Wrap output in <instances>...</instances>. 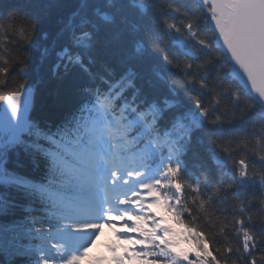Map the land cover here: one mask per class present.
<instances>
[{
	"label": "trees",
	"instance_id": "16d2710c",
	"mask_svg": "<svg viewBox=\"0 0 264 264\" xmlns=\"http://www.w3.org/2000/svg\"><path fill=\"white\" fill-rule=\"evenodd\" d=\"M17 5L38 18V29L34 36L31 29L22 34L23 18L0 20V109L9 93L27 89L33 97L31 121L47 128L76 111L85 91L100 85V78L115 82L131 77L136 88L126 89L129 97L134 91L163 93L200 125L175 160L185 166L183 182L192 216L199 217L198 225L214 238L210 247L219 249V259L248 264L238 221L244 219L254 234L264 235V106L231 74L207 8L199 0H0V13ZM86 35L95 37L91 50L84 46ZM65 48L69 53L60 57ZM69 57L72 64L65 75ZM78 61H86L89 71ZM69 78L75 83L71 94L66 90ZM196 98L209 109V119L196 106ZM211 119L217 124H210ZM28 142L7 152L5 167L41 191L0 185V264H38L37 229L63 225L54 214L61 204L47 189L66 188L72 178L52 175ZM167 159L162 156L163 165ZM240 160L254 180L239 176ZM197 186L201 191L193 204ZM164 216L174 222L170 213ZM177 228L181 231L180 225ZM183 244L185 250L194 248ZM227 247L234 251L227 253ZM262 256L264 244L253 252L257 264H264Z\"/></svg>",
	"mask_w": 264,
	"mask_h": 264
},
{
	"label": "snow or ice",
	"instance_id": "6c2138e0",
	"mask_svg": "<svg viewBox=\"0 0 264 264\" xmlns=\"http://www.w3.org/2000/svg\"><path fill=\"white\" fill-rule=\"evenodd\" d=\"M204 3L208 5L211 21L232 60L246 74L251 89L264 98V0H204ZM21 18L26 25L22 34L31 29L34 36L38 18L23 6H13L0 13V20ZM188 27L191 29L192 25ZM25 39H28L27 35ZM85 39V47L89 50L95 47L94 35H86ZM77 43H80L79 37ZM199 43L208 47L203 40ZM163 59L172 63L168 55H163ZM78 63L84 71H89L86 61ZM71 64L69 57L64 65L65 75ZM100 79V85L93 87L89 92L91 98L86 101L91 108L85 109L81 104L76 111L47 128L35 126L25 117L20 90L7 95L11 114L6 113L0 122V185L33 187L41 191L39 186L29 185L23 177L5 167L7 152L24 143L23 137H33L28 147L40 152L48 171L54 176L72 178L71 190L60 207L61 213L79 217L87 212L90 217L68 224V244L79 239L73 234L95 236L107 225L117 229L118 243L109 246L114 264H128L129 261L139 264H228L227 260L219 259V249L210 247L214 238L198 225L199 217L192 216L193 209L185 196L182 167L174 162L186 150L192 133L200 125L163 93L150 91L137 95L134 91L131 97L126 95V89L136 88L131 77L115 82ZM21 87L26 89L25 85ZM101 87L105 91H100ZM74 89L75 83L69 78L66 90L71 94ZM24 94H28L27 89ZM194 102L201 114L209 119V109L203 102L199 98ZM84 111L94 118L86 121ZM217 122V119L209 120L212 125ZM140 129L144 130L147 140L141 160L168 157L156 174L142 165L133 167L128 158V136ZM117 135L123 146L121 150H115L113 144ZM239 176L245 181L255 179L249 176L245 160L239 161ZM261 182L264 183V176ZM200 191L199 186L194 189L193 204L197 203L195 194ZM161 209L171 214L181 231L166 223ZM245 223L244 219L238 221L242 248L248 264H257L253 252L264 244V235L257 236ZM42 231H45L43 226L37 229L38 233ZM182 241L193 244L194 248H180ZM92 242L89 239L79 252L66 251L64 244H51L52 254L41 252L40 264H80ZM123 245L131 247L124 248L123 254H119L118 249ZM233 251L232 247L226 248L229 254Z\"/></svg>",
	"mask_w": 264,
	"mask_h": 264
},
{
	"label": "water",
	"instance_id": "95a60500",
	"mask_svg": "<svg viewBox=\"0 0 264 264\" xmlns=\"http://www.w3.org/2000/svg\"><path fill=\"white\" fill-rule=\"evenodd\" d=\"M219 45L225 54L226 58L231 63V70L234 74V76L237 78V80L240 82V84L248 91V93L254 98L255 101L264 104V98L259 97L254 90L251 89L250 81H248L246 74L243 72L242 69L239 68L237 64L232 60L230 53L227 52L226 48L223 45L222 40L220 39Z\"/></svg>",
	"mask_w": 264,
	"mask_h": 264
},
{
	"label": "rangeland",
	"instance_id": "374dc122",
	"mask_svg": "<svg viewBox=\"0 0 264 264\" xmlns=\"http://www.w3.org/2000/svg\"><path fill=\"white\" fill-rule=\"evenodd\" d=\"M21 102L23 105V108H25V102L26 99L21 97ZM27 107V104H26ZM8 114L10 116V106L9 104L3 109V111L0 113V122L3 121L5 114ZM79 222V221H78ZM107 227V230L105 232H99L98 234H95V236L92 235L91 240L93 241L90 245H89V251H91L96 244H98L99 241H102V239L105 237V235L110 232V227H108L107 225H105ZM131 264H136V262H131Z\"/></svg>",
	"mask_w": 264,
	"mask_h": 264
}]
</instances>
